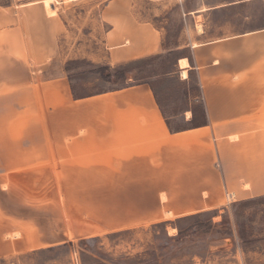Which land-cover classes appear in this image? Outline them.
<instances>
[{"label": "crops", "instance_id": "crops-1", "mask_svg": "<svg viewBox=\"0 0 264 264\" xmlns=\"http://www.w3.org/2000/svg\"><path fill=\"white\" fill-rule=\"evenodd\" d=\"M42 1L50 8L48 0H27L18 11L0 10V98L28 100L35 123L43 101H49L48 146L56 149L50 156L59 145L61 154L70 157L67 162L105 163L113 156L114 177L122 174L118 164H129V177L144 180L145 185L137 186L145 190L141 192L160 195L161 206H189L168 207L151 221L169 218L168 212L185 216L213 209L226 193L234 201L264 195V0H234L228 6L257 3L262 12L257 25L245 21L246 13L231 25L221 20V12L212 19V9L222 4L178 13L172 45L166 25L172 18L156 26L155 14L144 17L133 9V0L103 3L90 33L99 37V48L81 57L115 66L167 50L178 52L174 72L186 82L192 75L195 89L188 106L174 116L147 83L73 98L57 70L59 59L73 57V28L61 12L50 9L47 14ZM180 59L188 65L180 66ZM180 116L184 122H173ZM59 119L65 133L60 144ZM79 155L83 158L77 159ZM152 202L159 206L158 200Z\"/></svg>", "mask_w": 264, "mask_h": 264}, {"label": "rangeland", "instance_id": "rangeland-1", "mask_svg": "<svg viewBox=\"0 0 264 264\" xmlns=\"http://www.w3.org/2000/svg\"><path fill=\"white\" fill-rule=\"evenodd\" d=\"M26 1L0 0V10L18 11ZM48 1L50 8L41 3L45 12H61L73 28V57L59 59L57 68L67 79L72 96L73 92L85 97L152 83L170 115L188 106L194 80L190 75L183 81L174 72L178 52L115 66L81 57V53L99 48V37L90 34L92 21L110 0ZM233 1L133 0L131 5L144 17L154 13L156 26L198 5L220 4L223 6L212 9V19L221 12V20L231 25L246 13L247 23L258 24L262 12L257 3L228 7ZM178 28L179 22H175V35ZM25 100L0 98V264H264V195L231 203L224 196L221 206L196 211V215L181 217L173 212L169 218L151 221V217L163 216L168 207L180 210L189 206H161L160 195L137 188L145 185L144 180L129 177V164H118L122 177H117L119 173L114 177L113 156H107L105 163L67 162L64 159L70 157L61 154L60 145L50 156L56 149L48 146L51 125L45 111L49 101H43L42 115L35 123ZM173 122L182 123L184 118ZM64 135L59 119V144ZM33 142L34 147L30 146ZM35 150L40 152L36 156ZM32 158L41 161L31 162ZM157 200L159 206H152Z\"/></svg>", "mask_w": 264, "mask_h": 264}, {"label": "trees", "instance_id": "trees-1", "mask_svg": "<svg viewBox=\"0 0 264 264\" xmlns=\"http://www.w3.org/2000/svg\"><path fill=\"white\" fill-rule=\"evenodd\" d=\"M176 20H177V21H176ZM175 22H179V24H180V20L178 19V15H177V17H173V18L170 20L169 25L167 26V29H168L167 39L169 40V41H168V42L170 43L169 45H172L171 37H172L173 35H175L174 32L172 31V29H173V25H174ZM172 52H173V50H167V51H164V52H162V53H160V54H157V55H154V56H149V57H158V56H162V55L170 54V53H172ZM145 58H148V57H145ZM141 59H142V58H141ZM138 60H140V59H138ZM134 61H135V60H134ZM107 67H108V66H103V68L108 69ZM147 84H149L151 87H153L152 83H151V84H150V83H147ZM153 90H154V88H153ZM155 95H156V93H155ZM73 97H74V98H82V97H84V96L76 95V94H74V92H73ZM202 112L204 113L203 110H202ZM202 116H204V114H202ZM166 117H167V116H165V118H166ZM166 123H167V126H168L169 130H170V131H173V126L171 125L170 120L167 119V118H166ZM196 214H197V213L190 214V215H185V216H181V217H189V216H193V215H196ZM198 214H199V213H198Z\"/></svg>", "mask_w": 264, "mask_h": 264}, {"label": "bare ground", "instance_id": "bare-ground-1", "mask_svg": "<svg viewBox=\"0 0 264 264\" xmlns=\"http://www.w3.org/2000/svg\"><path fill=\"white\" fill-rule=\"evenodd\" d=\"M197 29H198V31H202V28H201L200 25L197 26ZM179 65L182 66V67H186V66L188 65V62H187L186 59H180V60H179ZM186 76H187V75H186L185 70H182V77L185 78ZM187 115H189V111H188V114H187ZM187 115H186V116H187ZM162 197H163V196H162ZM163 199H164V197H163ZM165 215H166V214H165ZM166 216H172V215H171V212H168ZM175 232H176V229L172 228V229H171V233H175Z\"/></svg>", "mask_w": 264, "mask_h": 264}, {"label": "built area", "instance_id": "built-area-1", "mask_svg": "<svg viewBox=\"0 0 264 264\" xmlns=\"http://www.w3.org/2000/svg\"><path fill=\"white\" fill-rule=\"evenodd\" d=\"M233 198H234V197H233L232 194H230V193H226V194H225V199H226V201H227L228 203H231L232 201H234Z\"/></svg>", "mask_w": 264, "mask_h": 264}]
</instances>
